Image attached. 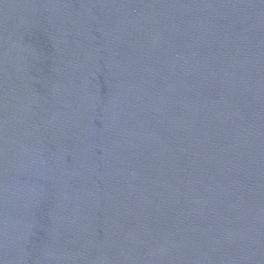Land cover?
Here are the masks:
<instances>
[{
	"label": "water",
	"instance_id": "95a60500",
	"mask_svg": "<svg viewBox=\"0 0 264 264\" xmlns=\"http://www.w3.org/2000/svg\"><path fill=\"white\" fill-rule=\"evenodd\" d=\"M0 264H264V0H0Z\"/></svg>",
	"mask_w": 264,
	"mask_h": 264
}]
</instances>
